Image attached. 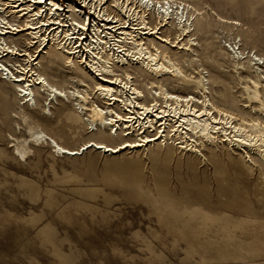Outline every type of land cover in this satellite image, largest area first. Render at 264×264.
Segmentation results:
<instances>
[{
	"label": "rangeland",
	"instance_id": "rangeland-1",
	"mask_svg": "<svg viewBox=\"0 0 264 264\" xmlns=\"http://www.w3.org/2000/svg\"><path fill=\"white\" fill-rule=\"evenodd\" d=\"M176 1L195 8L198 20L191 27L200 42L195 55H176L184 69L202 64L206 76H216L215 60L230 69L218 48L233 41L243 43L245 54L264 56V0ZM166 29L175 36L173 21ZM25 38L8 40L24 49ZM2 62L12 71L13 64L25 63L23 58ZM39 64L56 86L77 84L69 82L74 74L61 58L49 62L42 55ZM130 73L150 101L145 74ZM84 77L92 87L91 75ZM222 87L212 85L214 92L242 103L238 86ZM17 93L0 79V264H264V166L254 156L251 163L227 144L206 143L200 157L157 142L114 155L90 149L76 157H63L43 144L20 159L13 144L25 135L16 126L22 109L66 146L99 137L87 129L80 109L73 110L75 117L74 101L58 100L51 104L52 115L43 116L38 87L36 109L22 105ZM212 98L222 102L215 93ZM112 134L113 140H103L119 144L122 140Z\"/></svg>",
	"mask_w": 264,
	"mask_h": 264
},
{
	"label": "bare ground",
	"instance_id": "bare-ground-1",
	"mask_svg": "<svg viewBox=\"0 0 264 264\" xmlns=\"http://www.w3.org/2000/svg\"><path fill=\"white\" fill-rule=\"evenodd\" d=\"M0 11L6 13L0 15V79L15 87L22 105L34 109L38 107L34 88L38 87L44 95L43 116L52 115L51 104L58 100L74 101L72 112L80 109L87 129L99 137L77 147L66 146L22 109L16 115L21 123L16 126L25 135L14 138L13 144V154L20 159L43 144L63 157H76L90 149L114 155L148 149L157 142L204 157L201 151L208 143L227 144L251 163L254 156L264 166V56L245 54L243 43L233 41L228 48H218L230 69L216 60V76H206L202 64L192 71L184 69L177 53L191 59L194 46L200 44L194 37L195 27L191 28L198 23L193 17L196 9L189 4L176 0H0ZM172 21L177 26L175 36L166 29ZM21 35L26 36L24 49L8 40ZM42 55L49 62L61 58L74 74L69 75V82L77 84L71 88L51 83L38 69ZM7 58H23L25 63L13 64L12 71L2 62ZM131 69L145 74L143 85L150 101ZM90 75L92 87L84 77ZM166 80L179 91L172 90ZM215 83L223 87L234 83L242 93V103L221 90L214 92ZM214 93L221 103L213 100ZM73 113L79 119L78 111ZM112 132L122 140L119 144L103 140H113Z\"/></svg>",
	"mask_w": 264,
	"mask_h": 264
}]
</instances>
